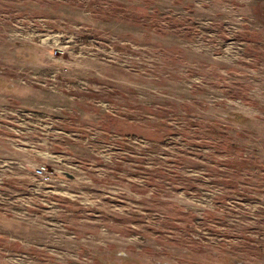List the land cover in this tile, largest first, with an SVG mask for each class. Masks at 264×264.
Returning a JSON list of instances; mask_svg holds the SVG:
<instances>
[{
	"label": "rangeland",
	"instance_id": "rangeland-1",
	"mask_svg": "<svg viewBox=\"0 0 264 264\" xmlns=\"http://www.w3.org/2000/svg\"><path fill=\"white\" fill-rule=\"evenodd\" d=\"M0 264H264V0H0Z\"/></svg>",
	"mask_w": 264,
	"mask_h": 264
},
{
	"label": "built area",
	"instance_id": "built-area-1",
	"mask_svg": "<svg viewBox=\"0 0 264 264\" xmlns=\"http://www.w3.org/2000/svg\"><path fill=\"white\" fill-rule=\"evenodd\" d=\"M45 171H46V167H45V166H40V167L37 168V172H38L39 174H41V175H42Z\"/></svg>",
	"mask_w": 264,
	"mask_h": 264
}]
</instances>
